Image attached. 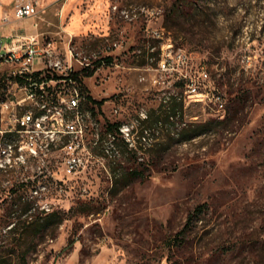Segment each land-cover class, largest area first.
<instances>
[{"label": "rangeland", "instance_id": "rangeland-1", "mask_svg": "<svg viewBox=\"0 0 264 264\" xmlns=\"http://www.w3.org/2000/svg\"><path fill=\"white\" fill-rule=\"evenodd\" d=\"M37 1L43 8L50 0ZM110 2L106 34L82 30L69 46L50 31L43 38L63 56L73 49L86 92L103 100L85 102L103 135L109 122L131 120L146 108L152 137L147 144L137 139L135 147L117 134L116 155L93 146L85 171L42 195L32 196L31 184L22 181L29 173L1 171L0 241L6 249L0 254L19 250L29 237L28 264H264V0ZM114 4L135 7L137 16L126 18ZM63 22L60 29L68 34ZM148 26L164 27L194 68L208 66L225 92L223 114L208 104L184 108L177 102L188 123L175 131L167 127L162 91L139 79L140 60L156 64L162 40L149 35ZM16 69L0 66V107L23 93ZM31 199L36 208L26 210ZM44 202L49 209H42ZM32 216L33 222L25 220ZM17 251L7 260L0 256V263L22 264Z\"/></svg>", "mask_w": 264, "mask_h": 264}, {"label": "built area", "instance_id": "built-area-1", "mask_svg": "<svg viewBox=\"0 0 264 264\" xmlns=\"http://www.w3.org/2000/svg\"><path fill=\"white\" fill-rule=\"evenodd\" d=\"M112 7L128 19L137 16L135 7L120 8L117 4ZM14 11L17 17L35 15L39 12L38 1L16 0ZM4 18L9 19V15ZM147 31L162 40L156 64L148 61L137 66L142 70L139 79L162 91L160 107L167 114V127L175 131L186 125L184 108L193 103L208 104L223 114L227 107L225 92L208 66L200 64L194 68L191 55L177 46L171 36H166L164 27L148 26ZM6 56H13L14 66L17 57L31 56V65L15 70L16 75L24 78L25 83L19 85L23 93L5 99L4 107H0V143H7V152H0V172L29 173L22 181L31 184L32 196L42 195L43 190L53 186L63 187L69 178L85 171L95 156L92 148L97 144H101L105 154H119L117 134L135 147L137 139L144 144L151 139L152 127L145 124L150 121L146 108H141L137 117L119 122L116 128L108 127L103 135V124L85 106L87 92L82 80L74 74L77 70L71 47L63 56L53 40L30 35L5 50L0 48V61ZM38 63L42 67L36 68ZM44 66L50 69L51 77L45 76ZM38 70L40 75L35 76ZM179 83L182 84L177 88ZM177 102L184 108L177 106ZM31 201L36 208V201ZM41 205L42 209H49L47 202Z\"/></svg>", "mask_w": 264, "mask_h": 264}, {"label": "crops", "instance_id": "crops-1", "mask_svg": "<svg viewBox=\"0 0 264 264\" xmlns=\"http://www.w3.org/2000/svg\"><path fill=\"white\" fill-rule=\"evenodd\" d=\"M15 2L16 0H0V48L3 50L30 35L44 39V34L48 31L57 38V42L69 46L74 36L82 30H99L106 34L111 27L110 0H50L43 8L39 7L37 14L25 17L15 15ZM7 14L9 19L4 18ZM48 19L51 23L49 29ZM63 19L66 21L63 22ZM61 21L68 34L60 29ZM40 67L42 64L38 63L36 68Z\"/></svg>", "mask_w": 264, "mask_h": 264}, {"label": "trees", "instance_id": "trees-1", "mask_svg": "<svg viewBox=\"0 0 264 264\" xmlns=\"http://www.w3.org/2000/svg\"><path fill=\"white\" fill-rule=\"evenodd\" d=\"M158 54H159V51H158ZM159 57V56H158ZM157 57V58H158ZM109 58L111 59V57L109 56ZM148 62V60H147V58L146 57H142V59L140 60V63H142V64H145V63H147ZM156 62H157V60H156ZM85 68H90L89 66H86ZM88 73H92L93 71H89V69H88V71H87ZM74 74H75V76H77L78 78H80V80H82V78H81V76H80V74H79V71L77 70V71H74ZM40 75V70H38V71H36L35 72V76H39ZM46 77H51L52 76V74L50 73V72H48L46 75H45ZM22 79V78H21ZM85 89H86V87H85ZM87 95V99L89 100V101H93V102H97L98 104H102V101L103 100H98V99H96V98H94L90 93H87L86 94ZM118 124H119V122H109L108 123V127L109 128H116L117 126H118ZM25 205L27 206L25 209L26 210H29V209H32L33 208V206H34V204H33V202L31 201V200H29V201H26V203H25ZM46 215H50V212L49 213H46ZM46 215L45 216H43L42 218H40V219H43L44 221H45V218H47L46 217ZM191 217H192V215H190L189 216V219L191 220ZM25 220H27L29 223H31V222H33L34 221V216H32L31 217V219H29V217L28 218H26ZM18 222H15V223H13L12 225H11V227L9 228V230L8 231H14L16 228H17V224ZM187 223H189V222H187ZM38 228H40V226H38ZM184 230L186 229V227L185 228H183ZM181 233V232H180ZM23 244H21V245H19L18 247H19V250H18V248H12V249H9V250H6V251H4V252H2L1 254H0V256L2 257H6L5 258V260H7L8 258V255L10 254V253H15L17 250V255H18V257L21 259V262H22V264H28V253L31 251V249H32V247H33V245L31 244L32 243V239L31 238H25V240L24 241H21ZM5 247V244H2V242L0 241V249H6V248H4ZM6 253V254H5ZM6 256H5V255ZM8 254V255H7ZM1 264V263H0Z\"/></svg>", "mask_w": 264, "mask_h": 264}, {"label": "bare ground", "instance_id": "bare-ground-1", "mask_svg": "<svg viewBox=\"0 0 264 264\" xmlns=\"http://www.w3.org/2000/svg\"><path fill=\"white\" fill-rule=\"evenodd\" d=\"M2 64H13V56H6L0 61V66ZM15 65L19 69L28 68L31 65V56L17 57ZM4 107V104L2 105ZM0 152H7V143H0Z\"/></svg>", "mask_w": 264, "mask_h": 264}]
</instances>
